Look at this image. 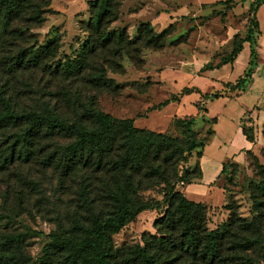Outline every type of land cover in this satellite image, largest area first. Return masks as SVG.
I'll return each mask as SVG.
<instances>
[{"label": "trees", "instance_id": "16d2710c", "mask_svg": "<svg viewBox=\"0 0 264 264\" xmlns=\"http://www.w3.org/2000/svg\"><path fill=\"white\" fill-rule=\"evenodd\" d=\"M113 1L89 0L91 19L82 26L88 32L87 38L74 59L68 57L52 66L49 58L56 54L57 40L50 38L39 45L30 32L32 27L43 21L49 1L42 4L39 0H0V171L17 161H29L36 154L34 146L39 140L60 136L71 140L59 151L45 154L47 165L60 169L66 178L76 173L80 175L78 200L82 202L80 208L83 212L71 220V235L47 234L50 241L43 247L42 263L49 264L51 252L58 251L66 254L61 264H173V255L189 257L199 264H256L252 253L264 250V163L258 162L252 150H246L257 171V179L248 181L251 218L241 217L230 206L228 219L208 230L205 225L206 204L189 200L181 190L201 178L199 158L213 134L215 117L204 118L211 128L203 139L197 138L192 129L193 117L177 118L176 125L183 128L185 137V145L182 146L177 138L137 127L133 118H114L99 110L92 98L78 100L76 107L68 103L76 115L70 120L59 106H51L49 102H43L38 108H20L14 92L9 90V76L15 77L22 71L35 69L65 79L81 77L95 87L112 85L113 81L105 76L104 68H95L91 59L119 58L122 54L132 58L131 51L138 43H158L167 30L154 34L148 24H141L134 39L128 38L124 28L104 31L103 25L116 18V15L108 17ZM263 2L252 0L249 4L253 17L248 18L246 34L240 38L229 58L214 67L203 65L201 68L203 71L232 62L243 43L248 42L250 61L247 68L234 83L226 84L232 91L243 90L250 81L256 55L254 45L259 33L256 12ZM194 91L199 92L196 87H183L178 94L151 109H161ZM217 96L218 93L210 95ZM202 97H208V94H202ZM199 104H195L197 109L202 108L205 112ZM242 133L255 144L252 128L242 124ZM262 136L264 138V123ZM195 149L197 152L192 163L197 173L189 176L190 170L185 169L183 175L179 174V167L191 158ZM151 155L154 164L148 159ZM228 164L234 163H224L222 173ZM93 174L103 176L105 181L104 194L98 201L106 203L107 211L96 210L93 206L96 201L90 197ZM139 177H158L168 185L162 204L159 200L140 197L139 181L135 183ZM162 207L164 211L154 221L157 234L143 235L142 245L114 247L112 235L138 213ZM3 218H11L10 212L0 214V219ZM27 229L30 230L29 227ZM21 239V234L7 239L0 262L10 259L7 252L17 247Z\"/></svg>", "mask_w": 264, "mask_h": 264}, {"label": "rangeland", "instance_id": "374dc122", "mask_svg": "<svg viewBox=\"0 0 264 264\" xmlns=\"http://www.w3.org/2000/svg\"><path fill=\"white\" fill-rule=\"evenodd\" d=\"M48 1L43 21L30 32L39 45L50 38L57 40L56 54L49 58L50 64L55 66L68 57L74 59L88 36L82 26L91 19V12L89 0ZM112 15L116 18L102 29L112 32L124 28L130 39L136 37L141 24H148L154 34L167 30L158 43H138L131 51L132 58L122 54L119 58L91 59L95 68H104L105 76L112 79L114 85L95 87L81 77L65 79L39 69L9 76V90L14 92L18 106L38 108L43 102H49L51 106H59L64 116L73 120L76 115L68 103L76 107L78 100L92 98L99 110L118 119L133 118L136 126L177 138L182 146L185 137L183 128L176 125L177 118L193 117L192 129L196 137H206L211 124L205 122L202 108L197 112L192 102H183L181 97L161 109L151 108L178 94L184 85L181 76L184 70H197L202 64L214 67L229 58L240 38L246 34L248 18L253 17L249 1L114 0L108 17ZM69 140L60 136L39 140L34 146L36 154L29 161H17L0 171V214H11V218L0 219V254L5 253L4 243L9 237L21 234L22 238L17 247L7 252L10 259L0 264H43V247L50 241L47 234L71 235V220L83 212L80 208L82 202L78 200L80 175L76 173L66 178L60 169L47 165L45 161L46 153L59 151ZM263 150L262 136V141L256 142L252 150L259 163H264ZM195 152L197 149L186 163L181 164L179 174L183 175L185 169L190 170L189 176L197 173L192 163ZM148 159L151 164L155 163L152 155ZM250 179H257V171L247 154L243 164L226 165L217 183V194L205 206L208 230L228 219L230 206L241 217L251 218ZM138 181L141 198L159 200L160 204L164 202L168 185L160 178L139 177L135 183ZM90 184V197L96 200L94 208L107 211L106 203L98 201L105 190L103 176L93 174ZM163 211L164 207L138 213L112 235L114 247L142 245L143 235L157 234L154 221ZM252 254L256 264H264V250ZM50 257L49 264H61L66 254L52 251ZM172 259L173 264H199L189 257L173 255Z\"/></svg>", "mask_w": 264, "mask_h": 264}, {"label": "crops", "instance_id": "0c3cea01", "mask_svg": "<svg viewBox=\"0 0 264 264\" xmlns=\"http://www.w3.org/2000/svg\"><path fill=\"white\" fill-rule=\"evenodd\" d=\"M248 1L249 4L252 2V0ZM256 18L259 30L254 45L256 55L251 66L250 81L243 90L232 91L226 84L234 83L247 68L250 61V44L248 42L243 43L242 49L232 62L203 71L201 70L202 64L197 70H184L181 75L184 79L183 87H196L199 90V92L194 91L184 95L182 101L192 102L194 105L200 102V105L206 110L204 116L216 118L212 124L213 134L202 148L199 158L201 178L181 188L189 200L205 204L211 202L210 198L217 194V183L222 175L223 164L226 162L243 164L246 150H253L256 147V142L262 141L261 130L264 123V2L258 8ZM212 93H218V96L210 97ZM202 94H208V97H202ZM242 124L252 128L255 144L248 141L242 133Z\"/></svg>", "mask_w": 264, "mask_h": 264}]
</instances>
